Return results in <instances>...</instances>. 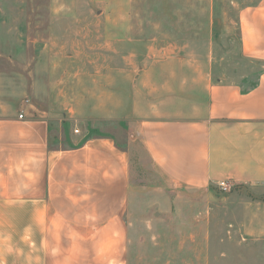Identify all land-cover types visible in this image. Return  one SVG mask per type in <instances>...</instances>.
I'll use <instances>...</instances> for the list:
<instances>
[{
	"label": "crops",
	"instance_id": "obj_1",
	"mask_svg": "<svg viewBox=\"0 0 264 264\" xmlns=\"http://www.w3.org/2000/svg\"><path fill=\"white\" fill-rule=\"evenodd\" d=\"M239 45L249 64L192 41L141 69L132 124L179 193L210 195L221 180L264 188V0L241 8ZM20 112L0 118V264H125L137 192L129 152L106 136L52 147L53 114Z\"/></svg>",
	"mask_w": 264,
	"mask_h": 264
},
{
	"label": "rangeland",
	"instance_id": "obj_2",
	"mask_svg": "<svg viewBox=\"0 0 264 264\" xmlns=\"http://www.w3.org/2000/svg\"><path fill=\"white\" fill-rule=\"evenodd\" d=\"M259 2L0 0V118L33 104L53 114L52 147L106 136L131 155L137 192L125 264H264V188L179 193L132 124L149 55L201 41L221 62L249 64L240 10Z\"/></svg>",
	"mask_w": 264,
	"mask_h": 264
},
{
	"label": "built area",
	"instance_id": "obj_3",
	"mask_svg": "<svg viewBox=\"0 0 264 264\" xmlns=\"http://www.w3.org/2000/svg\"><path fill=\"white\" fill-rule=\"evenodd\" d=\"M26 102L30 103V100L27 99ZM19 117L20 118L24 117V111L20 112ZM218 187L223 191H229L231 186L227 180H221L218 182Z\"/></svg>",
	"mask_w": 264,
	"mask_h": 264
}]
</instances>
